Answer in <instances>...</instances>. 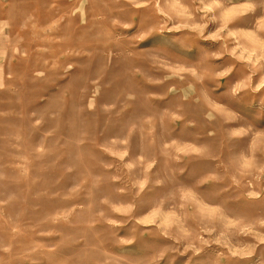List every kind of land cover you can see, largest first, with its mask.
Instances as JSON below:
<instances>
[{
	"label": "rangeland",
	"instance_id": "1",
	"mask_svg": "<svg viewBox=\"0 0 264 264\" xmlns=\"http://www.w3.org/2000/svg\"><path fill=\"white\" fill-rule=\"evenodd\" d=\"M0 264H264V0H0Z\"/></svg>",
	"mask_w": 264,
	"mask_h": 264
}]
</instances>
